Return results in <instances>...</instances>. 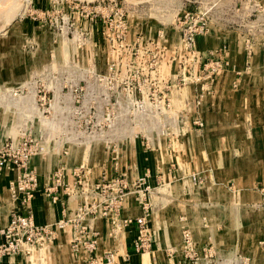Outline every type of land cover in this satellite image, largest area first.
Instances as JSON below:
<instances>
[{"label":"crops","instance_id":"1","mask_svg":"<svg viewBox=\"0 0 264 264\" xmlns=\"http://www.w3.org/2000/svg\"><path fill=\"white\" fill-rule=\"evenodd\" d=\"M261 3L262 8L257 17L248 8L236 10L231 7V10H226L221 18L214 19L208 29L196 37V49L201 52H219L220 57L221 55L230 57V62H233L235 67H239L244 56L240 41L244 40V36L249 35L253 41L258 42L253 47L252 59L256 68L254 71H264L257 70L264 68L262 65L264 47L259 46L260 42H264V0H261ZM234 4L235 2L232 1L231 5ZM170 30L169 35L164 31V38L169 45L174 46L178 41V32L173 28ZM117 70L115 74H118L119 79L126 78L127 74L123 67H117ZM174 70L175 68L170 65V68L161 70L160 77L168 78ZM230 71L227 70L225 74L218 77L210 92L205 95L200 108L202 113L201 111L199 113L204 122L200 130L192 125L189 126L188 123L183 124L177 116L173 118L175 114L163 116L164 125L169 121V125L175 132L170 140L159 133L161 127L157 123L149 122L145 127L146 132H143L144 138L142 136L136 138L130 119L119 120V124H115L112 129L103 128L94 136H86L79 125L69 124V121L75 118L74 115L71 119L63 106L58 107L62 103L66 106L68 102L65 94L61 92L64 86L60 84L54 87L55 90L51 89L49 92L53 97L54 108L45 118L37 110V100L33 94H26L20 100L10 99L6 104L0 105L1 137L14 138L22 128L18 122L25 120L33 123L31 128L27 130L23 128L25 131H29L36 138L45 136L55 142L53 146H49L47 142V151L44 154H35L30 160V167L35 170L39 184L31 202L35 223L46 224L57 221L63 217V209L73 210L83 200L91 199L89 188L102 176L110 179L125 173L127 178L133 181L147 170L149 172L147 184L150 187L147 199L151 206L148 223L158 234L152 244L157 258L152 255V262L183 263L182 260L184 261L185 257L181 253L177 252L169 257L165 248L174 247L177 250L180 247L184 229L189 230L198 252L208 243L212 245V249L221 252L222 257L226 254L225 252L234 251L230 248H237L234 247L233 240L240 245L237 240L244 244L247 238L253 239V234L258 235L259 229L264 228V219H260L261 213L264 216V208L257 206L261 199V192L254 181L258 174L256 176L250 172V157L245 154L241 156L243 161L241 165L230 166L232 162L227 156L226 147L222 144L220 146L213 144L218 141L213 138L226 137L231 132L208 127L207 118L216 105L214 103L216 97L222 102V106L232 104L238 106L245 104L244 100L253 98L259 101L264 100V80L242 75L238 79L236 88L233 89L230 83L234 78L229 76ZM94 72L97 75L110 76L111 74V70L106 66L95 67ZM164 83L157 78L156 85L159 91L164 87ZM104 87V83L94 81L92 95L86 94L88 101L83 98V104L89 102L95 108L96 106L102 108L106 100H103L101 96L107 95L108 98L113 96L111 91L105 93ZM194 89L193 85H186L179 91L173 90L174 92L185 91L175 94L174 97L178 102L174 104L189 110L190 103L187 101L193 95ZM183 93L186 95L184 98ZM173 94L171 92L172 97ZM186 118L190 120L192 116L188 115ZM37 121L46 122L44 126H41L43 129L34 126ZM56 121L60 125L56 124ZM180 128H183L182 132H186L185 135L177 134L176 129ZM238 135L245 136V133L240 132ZM217 148L220 149L216 150ZM252 161L257 163L254 158ZM77 168L82 169L75 172ZM194 170H201L203 173L205 181L202 189H197L193 185L190 175ZM57 171L61 172L62 185L55 190L47 191V187L54 184V173ZM227 173H232V177L236 176L234 184L237 189L230 187L228 181L231 178L226 179ZM8 178H10L9 172L0 174V227L7 224L12 207L10 197L6 193ZM78 180L83 184L82 187L77 185ZM234 189L237 191L235 192ZM133 192L135 191L128 193L124 199L121 208L122 216L134 218L141 213L136 193ZM87 222L90 227L99 231L101 249L115 250L117 258L128 257L131 263L143 261L141 255L135 253L133 249V240L137 231L134 221L122 229L116 238L107 236L110 228L108 218L88 219ZM245 228L256 231L245 234ZM237 249L242 251L244 246ZM52 253L57 255L58 247ZM26 258L22 254L5 256L0 264H27Z\"/></svg>","mask_w":264,"mask_h":264},{"label":"rangeland","instance_id":"2","mask_svg":"<svg viewBox=\"0 0 264 264\" xmlns=\"http://www.w3.org/2000/svg\"><path fill=\"white\" fill-rule=\"evenodd\" d=\"M259 1L257 2L261 6V0ZM194 6L193 3L189 4L188 0H0V95L3 94V104H6L10 99H18L7 94L10 93L11 88L23 87L24 96L33 94L37 100L40 90H55L54 87L60 84L64 86L61 92L65 94L68 102H65L66 106L62 103L58 107L63 106L71 119L74 115L75 118L73 121L70 120L69 124L75 126L74 124L80 121L75 116L76 110L83 103L81 102L82 97L88 101L87 95H92L93 82L101 81L106 86L111 81V75H97L94 72L95 67L106 66L112 72L118 71L117 67H123L127 74L126 81L131 87L133 101L144 97L149 104L156 105L159 103L160 106L168 107L167 101L163 102L164 97L168 96L171 112H180L179 116H181L183 124L188 123L189 126L192 125L200 130L204 126V122L199 113L206 94L197 108H194L191 103L194 93L187 101L190 103L189 110L184 109V106L175 105L178 102L174 97L175 94H179L185 89L177 92L182 87L174 86L176 84L174 74L179 66L177 59L174 60L173 58V50L176 44L172 47L164 38V31L169 35L171 34L170 28L177 30L176 19L184 13L186 7L193 10ZM229 9L231 10V8ZM226 10L228 11V7ZM253 14H256L255 17H257L259 13L253 12ZM255 43L258 42L253 41L249 35L244 36V40L240 41L244 51L240 68L235 67L234 63L230 62V57L224 55L222 57L221 55V58H224L225 67L218 73L215 81L227 70H231L229 76L234 78L230 83L233 89L236 88L238 79L242 75L252 76V79L256 80H264V71H254L256 68L253 64L252 55ZM259 44H261L259 46L264 47V42ZM248 47L251 50L249 55L247 54ZM170 65L175 68L174 73L172 72L168 78L167 76L161 78V70L170 68ZM262 65H264V59ZM257 70H264V68ZM233 73L234 76H232ZM19 74L21 75L19 76ZM157 78L165 82L160 91L156 85ZM81 87L85 90H81ZM103 90L105 93L109 92L108 87L103 88ZM173 90L177 91L174 92ZM171 92L174 93L173 97ZM49 94L52 104L53 97L51 93ZM183 95L184 98L186 95L185 93ZM101 97L106 100L103 104L105 106L108 97L107 95ZM215 99L216 105L212 108L211 114H208L207 126L219 131L229 130L231 133L226 137L213 138L218 140L213 144L216 146L222 144L226 147L227 156L232 162L230 166L241 165L243 163L241 156L244 154L250 157V172L256 176L258 174L254 181L255 186L257 185L261 192V199L257 206L264 208L262 203V190L264 191V100L259 101V99L253 98L244 100L245 104L238 106L237 104L222 106V102ZM77 100L79 101L77 102ZM81 107H84L83 111L88 116L95 112L89 102H85ZM133 107L136 115L131 121V126L136 138H140L143 137V132H146L143 125L146 126L148 122L153 124L157 122L140 118L142 117L140 112L135 111V106ZM53 108L52 105L50 109ZM37 110L41 111L38 101ZM188 115H196L202 122V126L194 125L192 118L190 120L186 118ZM93 121L95 122V120ZM93 121L87 122L89 128L92 127ZM100 122L106 123L103 120ZM18 123L22 128L14 138L21 135H26L28 138L34 137L29 131H25L33 126L32 122L20 120ZM45 123L44 121H37L34 126L42 128L41 126H44ZM55 123L60 125L58 121ZM169 123V121L166 122L159 129V133L165 136L164 138L167 140H170L171 135L175 133ZM181 130L183 128L176 129L177 134L185 135L186 132ZM240 132L241 134L244 132L245 136L238 135ZM48 145L53 146L55 142L49 140ZM252 158L257 163L253 162ZM170 164L175 165L174 163ZM3 172L10 173L6 193L10 197L12 209L15 201L11 195L10 184L17 177V169L14 165H8L0 169V174ZM192 173L202 178L201 183L192 181L195 188L202 189L205 181L202 171L194 170ZM232 173H227L226 179L230 177L231 180L228 181L230 187L237 189L234 184L236 176L232 177ZM102 179H104L103 176L100 180ZM137 191L138 189L133 193ZM149 192L150 187H146L143 194L149 198ZM147 201L149 202V199ZM262 214H260L261 220L264 219ZM148 221V227L153 240H155V236L158 235L157 231L149 226ZM91 229L97 231L92 227ZM245 231V234H252L251 231L256 230L245 228ZM259 231L258 235L257 233L253 234V239L247 238L244 244L239 240L237 241L240 245H237L236 241H232L234 247L238 248L243 245L244 250L242 251L241 249L238 251L237 248H230L234 251L229 250L230 252H225L226 254L222 257L221 252L212 249V245L207 243L199 252L196 250L193 260L188 261L190 258H185L186 260H182L183 263L176 264H264V228L259 229ZM97 232L100 239V233ZM107 236H109L108 232ZM72 237V228L68 226L48 246L35 249L29 255H24L27 257V264H85L86 253L83 250L76 251L71 247ZM57 247L59 253L55 255L52 252ZM173 248H165V252L168 254L169 249ZM98 249L99 252H114L115 257L112 264H157L151 259L152 255L157 258L155 248L139 253L143 258L140 263H131L128 257L117 258L115 250L101 249L99 240ZM168 256L170 257V255ZM101 264H105V262H101Z\"/></svg>","mask_w":264,"mask_h":264},{"label":"built area","instance_id":"3","mask_svg":"<svg viewBox=\"0 0 264 264\" xmlns=\"http://www.w3.org/2000/svg\"><path fill=\"white\" fill-rule=\"evenodd\" d=\"M232 1L235 2L234 5H231ZM232 1L188 0L189 4L193 3L195 5L194 9L186 7L183 11L184 13L176 19L178 43L174 47L173 58L174 60L177 59L179 66L174 74L176 81L174 86L193 85L195 87L191 102L194 108L201 104L204 95L210 92L218 73L225 67L224 60L220 57L219 52H199L196 49V37L204 33L214 19L221 18L227 7L228 9L232 7L236 10L248 8L252 13L259 12L262 8V3L261 6L258 4L259 0ZM250 52L251 50L248 47L247 54L249 55ZM110 75L111 81L104 88L108 87L113 96L108 98L106 105H103L102 108L92 106L95 112L89 116L83 111L84 107H81L83 103L76 110L75 116L80 121L75 125H79V128L86 136H94L103 128L112 129L122 119H130L132 121L134 115H136L133 106H135V111L140 112V116H142L140 118L151 119L157 122L160 127L164 126L162 117L169 114H175L173 117L177 116V119L181 121L180 112H171L168 96L163 99V102L167 101L168 107L160 106L159 103L156 105L149 104L144 97L133 101L131 87L127 83L126 78L119 79L118 74H115V70L111 71ZM122 80L124 81L122 82ZM99 82L102 83L101 81ZM22 88H11L9 90L10 93L7 94L20 98L25 93ZM80 89L83 90V87ZM49 92H51V89L40 90L37 98L41 107L40 114L43 118L51 113L52 104L49 95H47ZM2 96L3 94L0 95V105L3 104ZM83 98L81 102H83ZM100 120L106 123L104 124ZM192 120L194 125L202 126V122L196 115L192 116ZM90 121H93V123L91 124L92 127L89 128L87 122ZM145 127L143 125V129L146 130ZM48 141V137L45 136L38 138L31 136L28 138L26 135H21L18 138L0 136V169L8 165H14L17 169V177L10 184L11 195L15 205L10 210L7 224L0 229V262L5 256L29 255L35 249L48 246L57 238L61 231L69 226L72 228L73 235L71 247L76 251H85V264H101V262L112 264L115 257L114 252H99V234L88 225L87 220L95 217L108 218L110 220L111 225L108 235L111 238H116L122 229L134 221L137 228L136 236L133 240L134 252L141 254L150 250L154 240L147 224L148 216L150 215L149 202L143 194L145 188L149 187L147 184L149 172L147 170L133 181H130L125 173H120L113 178H104L94 182L89 188L91 199L83 200L73 210L67 211L63 209V217L57 221L46 224L35 223L31 202L39 184L35 170L30 167V160L35 154H44L47 151ZM54 175V184L48 186L47 191L55 190L62 185L61 172L57 171ZM191 179L194 182H202V178L195 174L191 175ZM77 185L83 186L79 180ZM137 189L136 194L141 213L134 218L122 216L121 208L126 195ZM262 203L264 204L263 190ZM203 249L205 250V248ZM177 252L181 253L185 258H190L188 261L193 260L192 258L196 254V244L188 229H184L182 232L180 247L177 250L174 248L169 249L168 255L172 257Z\"/></svg>","mask_w":264,"mask_h":264},{"label":"bare ground","instance_id":"4","mask_svg":"<svg viewBox=\"0 0 264 264\" xmlns=\"http://www.w3.org/2000/svg\"><path fill=\"white\" fill-rule=\"evenodd\" d=\"M22 98H23V96L20 97V98H18V99L20 100V99H22ZM80 169H81V168H77L76 172L80 171Z\"/></svg>","mask_w":264,"mask_h":264}]
</instances>
